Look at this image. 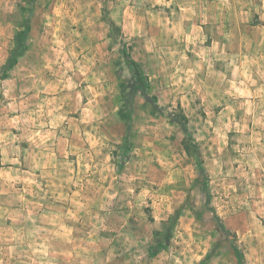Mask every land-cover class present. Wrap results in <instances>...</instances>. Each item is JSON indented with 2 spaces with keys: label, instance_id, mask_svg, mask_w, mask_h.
<instances>
[{
  "label": "rangeland",
  "instance_id": "obj_1",
  "mask_svg": "<svg viewBox=\"0 0 264 264\" xmlns=\"http://www.w3.org/2000/svg\"><path fill=\"white\" fill-rule=\"evenodd\" d=\"M28 19L0 79V264H264V0H0V67Z\"/></svg>",
  "mask_w": 264,
  "mask_h": 264
},
{
  "label": "trees",
  "instance_id": "obj_2",
  "mask_svg": "<svg viewBox=\"0 0 264 264\" xmlns=\"http://www.w3.org/2000/svg\"><path fill=\"white\" fill-rule=\"evenodd\" d=\"M31 30V24L29 19L27 20L25 26H23L15 37V43L13 49L10 51L6 62L0 67V79H4L8 76V72L11 68H13L17 63L19 57L25 53L28 48V36ZM122 52L128 62L129 67L134 72L136 89L144 94H148L149 92V77L142 69L141 65L137 60L133 58V56L126 51L125 48H122ZM120 116L125 121L126 126V135L124 141L122 143V148L124 150H129L131 148L132 142L130 137L133 133V117L131 110H122L120 111ZM173 229V221L169 219V222L164 225L163 230H158L155 232L156 244L151 246L150 252L152 254H156L160 249L165 248L169 243L170 236L172 234ZM236 255L238 258V262L243 264L244 262V254L240 248L235 246Z\"/></svg>",
  "mask_w": 264,
  "mask_h": 264
}]
</instances>
